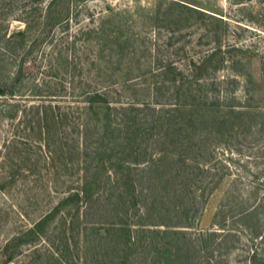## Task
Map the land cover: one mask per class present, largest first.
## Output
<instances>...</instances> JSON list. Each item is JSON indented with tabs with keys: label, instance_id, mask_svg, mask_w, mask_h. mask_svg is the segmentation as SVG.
I'll list each match as a JSON object with an SVG mask.
<instances>
[{
	"label": "rangeland",
	"instance_id": "rangeland-1",
	"mask_svg": "<svg viewBox=\"0 0 264 264\" xmlns=\"http://www.w3.org/2000/svg\"><path fill=\"white\" fill-rule=\"evenodd\" d=\"M0 264H264V0H0Z\"/></svg>",
	"mask_w": 264,
	"mask_h": 264
},
{
	"label": "trees",
	"instance_id": "trees-1",
	"mask_svg": "<svg viewBox=\"0 0 264 264\" xmlns=\"http://www.w3.org/2000/svg\"><path fill=\"white\" fill-rule=\"evenodd\" d=\"M94 94H98V92L96 91ZM170 119L175 121V124H172V126H169L168 124L164 125L162 123L161 126L158 125L157 127L158 129L160 127L161 133L155 135L154 139L151 141V144H149L150 146H148V148L146 147L147 150H150L149 154L142 155L144 159H141V157L138 158L139 160L135 158L133 162L136 163L137 165H140L144 171L146 170L144 180L146 182V185L149 186L147 193L149 192V193L157 194L158 191H163V189H161V186L163 188V185L165 186V184L166 185L168 184V186L173 185L175 187L174 192L177 193L181 189L185 188L187 185V180H188L187 176L189 175L188 171L190 168L188 162L189 158H187V156H185L184 153L187 146L181 144L176 145L175 138H173L170 130L171 129L173 130L174 126L177 125L176 121L178 118L173 116ZM180 119H182L183 124H185L183 118ZM128 121L131 122V120L129 119ZM154 124L153 125L151 124L150 127H147L146 131L155 130L156 126ZM124 134L126 135L127 133ZM125 135L122 138L125 139L127 144H129L134 139V136L131 133H128L126 136ZM99 151H101V148H99ZM129 151H130L129 148L124 145L122 146L121 151H113V149H111V152L109 154L108 153L106 154L105 151H103V152H98V155L99 157L104 155L105 157H109V159H111L110 161H112L111 163L113 164L110 165H114L112 169L116 170L117 172H121L119 175L120 177L118 176L116 178L117 180L118 179L120 180L119 183L120 188L129 189V191H132L130 190L132 188V181L127 175V170H129L127 168L130 167L131 162H129L128 160L123 162L124 160L120 158H116V156L119 155L121 152L124 153L123 155H126L127 157ZM112 156L114 158H112ZM182 159H183V164L179 163L181 167L179 168L175 163H177L178 160L182 161ZM100 163L101 165L104 164L105 160L103 161L102 158H100ZM123 167H125L126 171L122 169ZM173 167L176 168L174 169ZM165 168L168 171H162V172H165L167 175H163L161 172L158 171L159 169H165ZM76 191L77 192H75L74 194L75 196H78L79 194H84V197H88L90 195L89 188H87V186L86 188L82 187L79 191L78 190ZM154 194H150L147 200L148 202L144 206V208L147 211L149 210V208H147L149 207V205L152 206L159 202L157 198L155 200V196L154 197L151 196ZM122 221L123 220L119 218V222H120L118 224L119 227L127 228L129 225H127Z\"/></svg>",
	"mask_w": 264,
	"mask_h": 264
}]
</instances>
